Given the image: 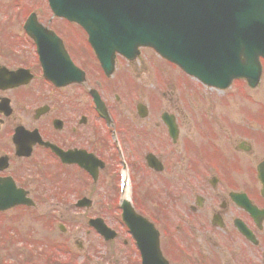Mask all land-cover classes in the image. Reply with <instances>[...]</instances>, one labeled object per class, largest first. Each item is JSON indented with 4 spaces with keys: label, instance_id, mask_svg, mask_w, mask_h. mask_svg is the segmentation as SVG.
Here are the masks:
<instances>
[{
    "label": "flooded vegetation",
    "instance_id": "obj_1",
    "mask_svg": "<svg viewBox=\"0 0 264 264\" xmlns=\"http://www.w3.org/2000/svg\"><path fill=\"white\" fill-rule=\"evenodd\" d=\"M39 1L17 7L20 38L0 48V183L24 194L0 216L25 218L10 225L21 245L5 228L0 239L4 250H23L21 260L0 263L141 264L123 221L127 200L157 231L169 264H264V138L225 102L221 114L219 101L175 97L182 89H165L168 77L156 75L146 50L131 62L118 56L105 72L87 32ZM32 16L49 72L80 82L56 87L45 78L25 29Z\"/></svg>",
    "mask_w": 264,
    "mask_h": 264
},
{
    "label": "water",
    "instance_id": "obj_2",
    "mask_svg": "<svg viewBox=\"0 0 264 264\" xmlns=\"http://www.w3.org/2000/svg\"><path fill=\"white\" fill-rule=\"evenodd\" d=\"M78 1L60 0L64 7L59 13L81 16L78 20L92 39L114 48V56L119 52L134 58L138 47L149 46L205 84L224 89L237 78L253 88L259 83L264 0H114L108 14L79 12L71 6ZM101 59L105 69L111 67L112 58ZM0 189L10 197L9 188ZM13 204L3 202L0 195V209ZM153 246L158 264H167L158 244Z\"/></svg>",
    "mask_w": 264,
    "mask_h": 264
},
{
    "label": "rangeland",
    "instance_id": "obj_3",
    "mask_svg": "<svg viewBox=\"0 0 264 264\" xmlns=\"http://www.w3.org/2000/svg\"><path fill=\"white\" fill-rule=\"evenodd\" d=\"M36 1L37 0H17V1L0 0V32H1L0 33V48H6V46L13 47V45L16 46L20 38V34H18V30H17V27H19V25L17 24L20 22L18 20L17 7L21 5V6H26L27 8H29L30 6L34 5ZM43 2H44L43 0H40L39 3H37V5H39L40 3L43 4ZM27 8L25 9V13L28 11ZM12 17H16L17 21ZM144 57H146V60L149 58L150 60L151 58H154L156 60L155 61V64L157 65L156 75L160 77L161 80L166 75L170 82L175 83L173 84V86H171L170 83H166V85L164 86L165 89H182L180 93H178L176 90L177 93H175V97L179 94H182V97L184 98L183 102L197 101L201 105L206 104V102H208L209 100H212V101L217 100L220 103L225 102L229 105V108H231V112H233V109H234V112L236 111V115L239 112V115L237 116L240 117V120L237 119L236 122L240 124H245L248 128H250L251 130H254L252 133H256V135L264 138V73H263L262 80L259 86L255 90L249 89L248 86L244 82H235L232 84L230 88H228V90L218 91V90H214V89L202 86L201 84H198L196 81L186 78L183 75H180L176 70H174L173 68H171L170 66L166 64H163L158 58L156 59V57L153 56L150 52L149 53L144 52ZM142 78L143 80L141 81L143 83L145 79L146 80L145 84L147 85L151 84L152 78L149 77L148 72L144 71V73L142 74ZM129 80L127 84H128V87H131L134 85V83L131 79ZM114 87L115 89H124L123 83L120 82V79L118 77L114 78ZM197 89H200V90L195 92ZM220 103H215L214 105L218 104L217 109L219 110L221 114H223L220 108L221 107ZM217 109L216 111H213V114L215 113V116H214L215 118L221 115L219 114ZM241 110L244 113H242ZM246 119L248 120L255 119L256 122H254L253 123L254 125H252L250 124V122L245 121ZM234 125H236L235 122H234ZM22 217L23 215H17L16 213L10 214L6 217L0 216V233H2V236L0 237V239L2 242H6L5 234L12 231L10 228V225L12 223H15L14 220L16 221ZM23 220H25L24 217H23ZM26 220L28 219L26 218ZM4 228L7 229V232L5 234L3 233ZM22 230L23 231L25 230L24 227H22ZM9 234L12 235L15 233L11 232ZM13 236H15L17 240L15 244L21 245L22 244L21 239L18 237V235L15 234ZM34 238L40 241L42 238L41 232L38 231L37 236ZM14 246L13 244H7L6 250H4V248H1L0 246V257H6L8 261L14 260L18 262L19 260H21L20 259L21 257H18V256L20 255L19 252H21V254H24L23 250L16 252L15 250L17 249ZM8 249H11L12 251L11 250L8 251Z\"/></svg>",
    "mask_w": 264,
    "mask_h": 264
}]
</instances>
